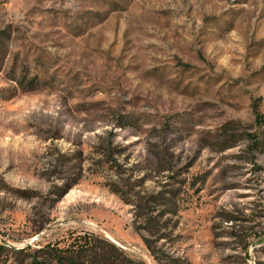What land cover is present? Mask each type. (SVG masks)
I'll return each mask as SVG.
<instances>
[{"label":"rangeland","instance_id":"374dc122","mask_svg":"<svg viewBox=\"0 0 264 264\" xmlns=\"http://www.w3.org/2000/svg\"><path fill=\"white\" fill-rule=\"evenodd\" d=\"M0 45V264H264V0H0Z\"/></svg>","mask_w":264,"mask_h":264},{"label":"trees","instance_id":"16d2710c","mask_svg":"<svg viewBox=\"0 0 264 264\" xmlns=\"http://www.w3.org/2000/svg\"><path fill=\"white\" fill-rule=\"evenodd\" d=\"M2 47L0 45V65L3 63ZM19 87L30 90H37L39 83L36 79L27 82L26 77L18 79ZM116 193H119L116 191ZM3 247L0 246V253ZM38 253V252H37ZM42 261L33 258L30 264H138L132 259L115 256L101 252L100 246L92 239L85 240L79 244H72L68 247L59 248L57 245L47 246L40 249Z\"/></svg>","mask_w":264,"mask_h":264}]
</instances>
